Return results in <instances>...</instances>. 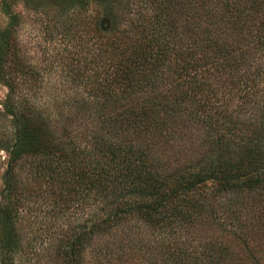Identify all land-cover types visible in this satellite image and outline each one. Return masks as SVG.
Listing matches in <instances>:
<instances>
[{
  "label": "trees",
  "instance_id": "1",
  "mask_svg": "<svg viewBox=\"0 0 264 264\" xmlns=\"http://www.w3.org/2000/svg\"><path fill=\"white\" fill-rule=\"evenodd\" d=\"M0 78V264H264V0H0Z\"/></svg>",
  "mask_w": 264,
  "mask_h": 264
},
{
  "label": "rangeland",
  "instance_id": "2",
  "mask_svg": "<svg viewBox=\"0 0 264 264\" xmlns=\"http://www.w3.org/2000/svg\"><path fill=\"white\" fill-rule=\"evenodd\" d=\"M21 37L23 39V43L25 44L27 50L30 52V54H34L33 52H37V50L40 51L41 46H46L47 41L41 36L39 30H33L30 28L29 23H25L23 26H21ZM8 94V87L5 83V81L0 78V112L3 109V102L5 101V98ZM4 157L5 152L4 150L0 149V190L2 188V174L4 170Z\"/></svg>",
  "mask_w": 264,
  "mask_h": 264
}]
</instances>
